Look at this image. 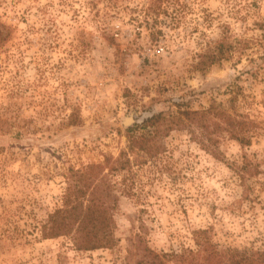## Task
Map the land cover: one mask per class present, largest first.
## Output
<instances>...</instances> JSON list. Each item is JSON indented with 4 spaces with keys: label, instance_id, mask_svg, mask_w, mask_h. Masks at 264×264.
I'll return each instance as SVG.
<instances>
[{
    "label": "rangeland",
    "instance_id": "rangeland-1",
    "mask_svg": "<svg viewBox=\"0 0 264 264\" xmlns=\"http://www.w3.org/2000/svg\"><path fill=\"white\" fill-rule=\"evenodd\" d=\"M210 105L254 122L251 143L132 126ZM132 134L154 150L103 174L111 248L44 239L78 173ZM205 241L264 252V0H0V264H175Z\"/></svg>",
    "mask_w": 264,
    "mask_h": 264
},
{
    "label": "trees",
    "instance_id": "trees-1",
    "mask_svg": "<svg viewBox=\"0 0 264 264\" xmlns=\"http://www.w3.org/2000/svg\"><path fill=\"white\" fill-rule=\"evenodd\" d=\"M213 61V58H211L209 64H213ZM178 105L180 106V104ZM184 119L190 120L192 126L201 130L207 129L209 123L214 122L213 124L217 128L227 131L230 138L239 142L242 147L251 143L248 132L254 122L246 116H233L216 105H210L208 109L202 111L179 110L172 121L167 120L165 114L160 113L144 120L141 125L133 124L132 126L135 127L133 129L162 127L169 132L175 126L184 125ZM161 122L167 125L163 127V124H160ZM129 138L128 153L123 152L113 162L110 158H107L104 164L90 165L84 171L78 173V185H76L74 201H71V204L64 203L61 209L49 215L43 229L44 239L71 236L74 246L79 251L111 248L114 239L108 231L111 230L114 220L111 206L106 199L114 192V187L104 185L107 174H103L106 169L111 172L129 167V153H151L154 150L149 145L150 140L144 135L137 137L132 134ZM207 142H209V139L205 136H202V139L200 138L201 146L215 155L216 151L209 147L214 145L207 146ZM73 232H75L74 235H72ZM198 246L200 249L197 253H191L189 256L172 255L171 260L175 264H264V252L245 251L239 253L236 250L222 252L209 245L208 241H205L204 244L198 243ZM147 250L150 257L152 256V260L157 258L161 264H165L163 259L166 255H154L152 251ZM191 256L192 258H189ZM190 259H193V261L189 262Z\"/></svg>",
    "mask_w": 264,
    "mask_h": 264
}]
</instances>
